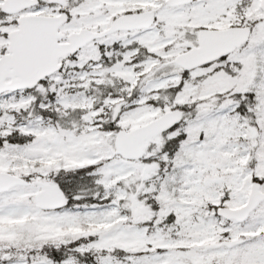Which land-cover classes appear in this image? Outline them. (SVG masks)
Returning <instances> with one entry per match:
<instances>
[{"label":"snow or ice","instance_id":"6c2138e0","mask_svg":"<svg viewBox=\"0 0 264 264\" xmlns=\"http://www.w3.org/2000/svg\"><path fill=\"white\" fill-rule=\"evenodd\" d=\"M0 264H264V0H0Z\"/></svg>","mask_w":264,"mask_h":264}]
</instances>
